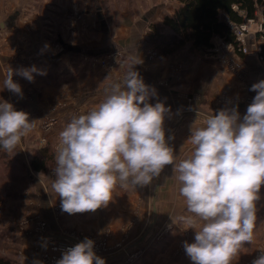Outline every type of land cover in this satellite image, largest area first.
<instances>
[{"label":"clouds","instance_id":"9594fccd","mask_svg":"<svg viewBox=\"0 0 264 264\" xmlns=\"http://www.w3.org/2000/svg\"><path fill=\"white\" fill-rule=\"evenodd\" d=\"M129 62L122 79L87 112L73 116L60 131L56 146L52 189L69 214L95 212L107 207L118 188L146 186L171 165L189 215L179 222L195 232L184 242L193 264H233L244 244L254 239L257 202L264 185V80L254 83L256 93L243 119L237 109L220 110L191 128L186 141L192 147L179 159L166 138L164 103H149L150 89ZM37 69L15 74L34 81ZM9 68L3 88L22 96ZM34 127L29 114L0 102V148L12 152ZM174 223V222H173ZM57 264H106L85 238L68 248ZM264 264V254L253 261Z\"/></svg>","mask_w":264,"mask_h":264},{"label":"rangeland","instance_id":"374dc122","mask_svg":"<svg viewBox=\"0 0 264 264\" xmlns=\"http://www.w3.org/2000/svg\"><path fill=\"white\" fill-rule=\"evenodd\" d=\"M175 5L176 0H0V25L5 24L3 28L0 27V59L7 58L9 65H14L15 71L35 66L46 73H33L34 81L30 82L14 71L13 80L19 85L17 81L20 78L24 80L25 83L22 84L29 89L26 91V103L50 108L52 113L45 114L40 121L44 127L50 125L45 132L55 133L52 134L54 142L58 141L60 131L76 116L75 108L84 102L85 113L103 101L106 90L113 82L123 78L132 59L144 57V63L150 65L169 63L168 68H164L167 69L165 75L162 74L160 81L156 80L160 87L164 86L166 90H173L178 94H187L188 100L196 95L193 102L196 104L191 110L186 106L182 107L181 103L172 105L166 101L164 104L170 109L165 118L166 138L172 137L168 143L173 147L178 137L186 138L188 134L191 135L192 126H202L206 117L220 110L237 109L242 120L248 105L253 101L250 81L247 80L251 72L244 63V67L235 63L229 65L231 71L240 79L246 77L242 79L245 80L242 88L246 92L243 96H225L222 91L225 81L220 78L223 74L211 73L206 69L201 73L203 75L196 77L197 89L193 90L190 82L182 84L183 91L177 86L174 87L173 79L181 77L185 72L184 62L195 61L193 66L195 68L198 64V68L207 58L205 52L196 51L188 44L170 55L162 56L150 42L154 26L159 30L164 29L156 13L160 11V17L164 20L166 16L173 15L177 8ZM166 8L171 9V15H164ZM8 23L13 27H7ZM229 50L231 51L226 47L216 53H206L208 57L220 55L224 63L236 54L233 48L229 47ZM237 55L242 56L239 53ZM261 62L263 71L260 81L264 80V60ZM136 67L137 65L134 70ZM153 87L155 91L161 92L160 88L158 90L155 85ZM188 87L189 90H186ZM157 102L156 96L150 95L149 103ZM68 105L73 108L67 109ZM67 110L74 113L65 114ZM27 144L23 146V152L26 153L30 150ZM48 144L51 145L50 142ZM52 146V150L56 151V147ZM180 146H177L179 154L188 147L184 145L183 149H179ZM152 182L153 185L158 182V177ZM21 186L18 182L12 184L14 190L22 189ZM123 190L117 189L116 199L120 198ZM169 196L166 192L164 199L169 200ZM3 197L5 201L0 202L1 213L11 201V196L8 195L6 199L4 194ZM260 197L257 202L259 220L255 223L254 239L251 243L244 244L233 264H253L254 260L264 254V185L261 186ZM56 205L58 204L53 202V211ZM171 205L165 209V218L173 210ZM172 215L176 219L174 223H165L156 228L152 224L154 215L150 210L148 224L141 235L146 234V237L139 244L131 241L136 219L127 221L119 228L116 239L111 240L112 247L119 246L106 261H111L109 264H193L183 245L185 241L194 242L195 232L192 229L186 230L188 226L180 223L178 219L180 216L189 215L186 205L180 215ZM30 217L45 220L40 215H24L20 218L22 221ZM40 248L29 251L21 246L17 250L18 258L23 264H35Z\"/></svg>","mask_w":264,"mask_h":264},{"label":"crops","instance_id":"0c3cea01","mask_svg":"<svg viewBox=\"0 0 264 264\" xmlns=\"http://www.w3.org/2000/svg\"><path fill=\"white\" fill-rule=\"evenodd\" d=\"M179 4L180 3L176 0L175 6L178 7ZM165 10L166 13H164V15H166L167 13L171 15V9L166 8ZM255 15L257 20L264 22V7L258 8ZM156 16L158 20L161 21L162 27H164L162 20L163 17H160V11L156 13ZM7 27L11 28L13 26L8 23ZM250 27L253 30L256 29L255 24H251ZM219 38L220 37L214 38L213 48L220 43ZM252 38L253 37H251L250 40ZM258 38L259 35L257 34L254 39ZM188 46L192 47V44L190 43L188 44ZM213 48L205 51L198 50L200 52H205L207 56V58H205L204 60L205 63H201L198 68V64L195 66V68L193 66L195 61H183L186 64L185 72L181 77L173 79L172 84L174 85V87L177 86L181 91H183V89H181L182 84L185 82H190L191 84H193L192 89H197L198 85L195 83L196 77L203 75L201 73H203L204 69H206V71L209 70L211 73L219 72L223 74V76H221L220 78L225 81V85L222 90L225 92V96H243L246 92H244L242 88V86H244L243 81H245H242V79H246V77L240 79L237 74L232 72L229 67V65H232L231 63H235V65L240 63L243 67L244 64L245 67L247 66L248 70L251 72L247 77V80L250 81V86L260 81L263 71V64L256 56H239L237 54H231V59H225L226 61L223 63L221 61L220 55L218 57H215L214 55H210L208 57V54L206 52H214L212 50ZM195 50L197 51V49ZM227 50L229 52L231 51L229 50V48ZM140 59L142 60V63L137 64L135 71L140 74V76L143 78L144 83L148 85L150 89H154L153 85H155L158 90L159 88L161 89L160 93L159 91H155V96L158 102L160 101L165 104V102L167 101V103H172V105H180L181 103L182 107L185 108L186 106V108H189V110H191L192 106H195L196 103L193 102H195L194 96L196 95L190 97V100H188L187 94H183L182 92L178 94L173 90H166L164 86L160 87V83L156 82V80L160 81V77H163L165 75L164 73H166L167 69L164 68H168L169 63L160 62L156 65H150L148 63H144V57H141ZM2 60L0 59V102H2V100L7 101L11 103L17 111H24L28 113L29 119L34 121V127L26 135V137L22 138L21 142L11 152V156L19 161L24 169L26 181L23 185L20 183L22 185V189L14 190L12 188V184H16L17 182L9 181L6 185H4L3 183L0 185V202L3 203L5 201L3 197L4 194L6 195V199L8 198V195L11 196L12 201H10L7 206H5L2 213L0 212V256L13 261L15 264H23L21 262V259L18 258L19 253L17 252V250H19L21 246H25V249L29 251L41 247L40 239L35 234L30 232V228H23L20 226V217L24 215H40L41 217H43L48 223V233L52 236H55L57 239H61L63 235L76 233L80 235L88 233L105 235L110 232L111 240H115L119 228H121L127 221L136 219V227L131 239V241H134L136 243L143 237L141 235L148 224L150 210L154 215V206L157 209V221L155 224L156 228L165 223L175 222L176 219L172 214L175 213V215H180L182 209L185 207V204L183 203L185 201L179 195V184L173 177V168L171 165H167L161 171L160 175L158 176V182H155L154 185L153 182H151V184L144 186V188L139 185H137L135 188L131 186L123 188L124 190L121 192L120 198L118 199H116V189L113 194L114 198L108 204V206L97 209L95 212L69 214L67 212H64L62 209L58 213L54 212L53 202L55 204H61L59 197L56 196L52 189V183L55 179V175H53L54 172L51 171L47 174L37 173L34 172L31 168V160L37 150L43 148L45 144L49 142L51 143V145H54V147H56V145L58 144V141L54 142L53 140L54 136L52 134L55 135V133L45 132V127L42 126V123L40 121L45 114H49L52 112L49 110L50 108H41V105L38 106L34 104V106H32L31 104L29 105V103H26V91L29 89L25 88V84H22L25 83L23 77V79L20 78L19 81H17L20 83L22 96L15 94L6 88H3V81L6 78L8 69L11 68L13 69V71H15V67L14 65H9V60L7 61V58L2 57ZM227 61L230 63H226ZM225 65L227 67H225ZM186 90H189V87L186 88ZM185 92L188 93V91ZM251 93L252 97L254 98L256 93L254 91H251ZM84 104V102H81V104L75 108V113L77 112L76 116L84 112ZM72 108V106H67V109ZM71 112L73 111L67 110L65 114H70ZM64 117L66 119V116ZM188 135L189 136H187L186 138L178 137L174 142V146L172 148L174 150V154L178 156L177 162L179 161V159L185 158L189 154V151L192 147L186 142L190 137V134ZM44 138L47 139V143L41 142ZM26 143H28L27 146H30V150L28 153L23 152V146H25ZM178 145H181L179 149H183L184 145H187L188 147L186 149H183L184 151H181V153L179 154L177 153ZM3 152L4 150L0 148V157L2 156ZM50 175H52V177H50ZM171 183L172 185H170ZM6 190L8 193H6ZM166 192L170 194L169 200L164 199V195ZM170 205L173 210L165 218V209L170 208ZM258 220L259 219H257L256 221ZM148 240L149 238L146 239V241ZM106 260L107 258H105L106 264H109V262H111H107Z\"/></svg>","mask_w":264,"mask_h":264},{"label":"trees","instance_id":"16d2710c","mask_svg":"<svg viewBox=\"0 0 264 264\" xmlns=\"http://www.w3.org/2000/svg\"><path fill=\"white\" fill-rule=\"evenodd\" d=\"M180 4L173 15L163 20L164 29L153 27L150 42L162 56L170 55L187 44L197 50L213 48L216 37L232 46L237 45L228 21L241 23L244 19L256 18L258 8L264 7V0H177ZM225 15V17H224ZM243 56V54H240ZM50 144L37 150L31 160V168L37 173H50L56 167V151ZM0 182L26 181L24 169L11 152L4 151L0 157ZM0 264H15L0 256Z\"/></svg>","mask_w":264,"mask_h":264},{"label":"built area","instance_id":"2783aa9c","mask_svg":"<svg viewBox=\"0 0 264 264\" xmlns=\"http://www.w3.org/2000/svg\"><path fill=\"white\" fill-rule=\"evenodd\" d=\"M229 26L235 35L237 45H227L228 43L219 38V44L212 50L218 52L221 49L233 48L236 54H243L244 56H256L260 61L264 60V22L257 20L256 18L244 19L241 23L228 21ZM255 24L256 29H251L250 25ZM259 35L258 39H254L256 35ZM253 37L251 40L250 38ZM241 67L242 64H237ZM50 125H46L45 129L48 131ZM42 143H47V139L44 138ZM57 146V145H56ZM61 204L54 207V212L58 213L61 211ZM31 218V219H30ZM25 218L21 221L20 226L23 228H30V232L35 234L41 241V248L35 264H57V261L62 258V254L70 247L75 246L77 243L83 241L85 238L94 241V251L101 258L109 257L115 247L111 245L110 232L107 234H69L63 235L61 239H57L48 233V223L39 217ZM133 226L131 227V229ZM34 264V263H32Z\"/></svg>","mask_w":264,"mask_h":264},{"label":"water","instance_id":"95a60500","mask_svg":"<svg viewBox=\"0 0 264 264\" xmlns=\"http://www.w3.org/2000/svg\"><path fill=\"white\" fill-rule=\"evenodd\" d=\"M5 26V24L4 23H2L1 25H0V27L1 28H3ZM90 54H92V53H90ZM154 215H155V217H154V219H153V225H155L156 224V221H157V209H156V207L154 206ZM146 237V234L141 238V240H139L138 242H137V244H139L141 241H143V239Z\"/></svg>","mask_w":264,"mask_h":264}]
</instances>
